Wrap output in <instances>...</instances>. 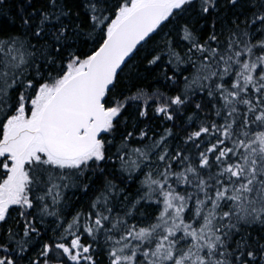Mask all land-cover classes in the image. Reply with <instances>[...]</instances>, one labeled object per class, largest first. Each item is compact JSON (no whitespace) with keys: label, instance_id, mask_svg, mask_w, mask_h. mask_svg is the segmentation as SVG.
Segmentation results:
<instances>
[{"label":"snow or ice","instance_id":"snow-or-ice-1","mask_svg":"<svg viewBox=\"0 0 264 264\" xmlns=\"http://www.w3.org/2000/svg\"><path fill=\"white\" fill-rule=\"evenodd\" d=\"M0 18V264H264V0Z\"/></svg>","mask_w":264,"mask_h":264},{"label":"trees","instance_id":"trees-1","mask_svg":"<svg viewBox=\"0 0 264 264\" xmlns=\"http://www.w3.org/2000/svg\"><path fill=\"white\" fill-rule=\"evenodd\" d=\"M13 11H15V10H13ZM0 24H3L5 26H9L7 18H0ZM12 27H14V26H12ZM129 63L133 64V63H136V61H130ZM125 71L128 72L129 69L126 68ZM134 83H137V84H140V85H145L149 89H152L154 87H158V85L156 84L155 80L151 76H149L147 80H136V81H134ZM134 189H135V185L131 186L129 190L130 191H134Z\"/></svg>","mask_w":264,"mask_h":264}]
</instances>
